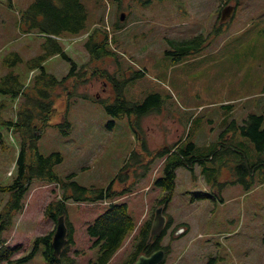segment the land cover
I'll return each instance as SVG.
<instances>
[{"label": "rangeland", "instance_id": "rangeland-1", "mask_svg": "<svg viewBox=\"0 0 264 264\" xmlns=\"http://www.w3.org/2000/svg\"><path fill=\"white\" fill-rule=\"evenodd\" d=\"M33 1L12 0L9 4L0 0V81L12 70L26 82L40 71L36 68L32 74L30 61L43 52L45 37L37 31L25 33L20 27L21 15ZM84 1L91 28L103 22L113 28L124 14V26L114 28L112 33L114 46L124 57V70H144L126 84L125 96L142 102L151 92H159L165 99L162 112L150 114L142 122L149 148L157 152L190 133V139L200 146L196 153L207 156L213 148L228 150L194 167L182 164L177 168L174 196L165 210L173 223L162 241L171 246V253L162 264H208L212 258L217 264H264V182L256 179L247 188L244 181L236 180L232 164L242 160L244 152L255 162L257 150L254 142L240 132H231L226 139L221 135L233 119L243 123L251 113L264 112V0H240L234 16L225 24L219 20V9L237 0H153L147 5L143 4L146 0ZM201 32L210 36V44L178 59L174 52L177 48L170 40L192 38ZM63 39L77 63L88 61L85 35ZM12 51L23 58L14 67L5 62ZM108 62L109 71L118 68L113 59ZM44 65L59 78L70 70V62L60 55L48 58ZM80 90L99 97L114 95L112 84L103 78L93 79ZM56 91L57 106L65 109L66 94H61V88ZM21 100L14 102L10 95L0 93L3 184L14 178L20 136L1 120L15 119ZM66 116L70 126L55 124L63 121L62 113L43 127L37 140L39 150L45 155L63 153V162L55 166L63 177L75 172L74 179L82 185L107 186L137 147L127 117H112L101 103L81 96L74 98ZM110 120L116 122L112 128L108 126ZM154 162L152 171L138 180L134 191L120 197L139 225L147 218L153 220L156 207L161 206L163 191L155 179L163 175V160ZM129 173L131 177L127 183H120L122 187L134 181L131 169ZM60 192L55 183L33 180L24 197V208L7 233L9 243L23 244L14 258L29 255L37 236L55 228L45 210L53 198L61 197ZM9 197V193L0 191V209ZM109 204L106 200L67 201L74 236L70 253L76 264L98 261L99 246L88 228ZM135 233L108 264L127 263L137 242ZM43 251L42 246L19 264H47Z\"/></svg>", "mask_w": 264, "mask_h": 264}, {"label": "trees", "instance_id": "trees-1", "mask_svg": "<svg viewBox=\"0 0 264 264\" xmlns=\"http://www.w3.org/2000/svg\"><path fill=\"white\" fill-rule=\"evenodd\" d=\"M6 1L9 4L12 3V0ZM149 2H153V0H146L144 4ZM239 3L240 0H237L236 4ZM88 18L89 11L84 0H34L21 15V29L25 33L37 31L45 37V41L42 43L43 52L30 61L32 74L36 68L40 69L39 73L34 75L33 80L23 81L20 73L12 70L0 81V93L10 95L14 102L22 98L15 119L10 117L7 120L6 118L1 120L8 125L9 129L19 134L20 150L16 159L15 173L13 171V180L8 184L0 183V191L9 193L10 196L8 202L0 209V264L3 262L7 264L25 262L33 257L42 246L47 264H76V258L70 253V244L73 243L74 236L68 215L66 222L69 226V240L61 256L54 254L52 245L54 229L48 234L37 236L29 255L14 258L19 249L23 248V244L14 246L9 243L7 233L14 227L16 216L22 212L24 197L36 178L55 183L61 189V197L53 198L45 210L46 215L55 223L60 215L65 212L67 214V201L69 200L76 202L110 201L108 209L88 228L90 235L95 238V245H98L100 250L98 261L93 264H108L135 231L137 242L125 264L133 263L141 253L150 254L159 248H165L166 253L169 254L171 246L163 245L162 241L172 226L173 219L169 218L163 235L155 241H149L152 218H147L139 225L131 215L128 203L120 201V197L133 192L138 180L152 171L154 161L162 159L163 175L157 177L155 183L163 191L159 202L165 203L167 207L174 196L177 168L180 165L186 164L189 167H194L199 161L203 162L210 157L215 159L218 154L228 151L227 149L213 148L207 156L204 153H196L200 146L190 139V133L161 147L157 152L151 150L145 138L142 122L146 116L162 112L165 99L159 92H151L142 102L128 99L125 96L126 84L136 76L144 74V70L129 73L122 68L124 57L114 46V34L112 33L114 28L118 29L124 26L121 21L123 19L119 18L117 23L113 24V28L107 27L105 22L91 28ZM83 35H85L84 46L88 52V61L80 65L68 54L63 38ZM170 43L177 48V51L174 52H177L176 57L180 59L204 49L210 44V36L201 32L192 38L170 40ZM56 55H60L70 62V70L62 78L48 71L44 65L48 58ZM22 59L19 52L12 51L6 57L5 62L14 67ZM111 59L118 64V68L113 72L109 71L107 67L108 61ZM95 78L108 80L113 86L114 95L99 97L80 90L82 85L92 82ZM57 88L62 89L61 94H66L65 109L63 106L60 109L57 106V95H59V92L56 91ZM77 96L101 103L105 111L112 117H127L134 131L137 147L107 186L82 185L74 179L75 172L63 177L55 168L57 164L63 162V153L54 151L45 155L39 150L37 140L41 136V130L44 126L52 123L54 116H59L62 113L65 116L63 121L55 122L57 126L71 125L66 116L67 109ZM2 105L0 104V107ZM58 112H60L59 115ZM115 124L114 120H110L108 126L112 128ZM64 132L68 133V130L65 129ZM231 132L235 134L240 132L252 140L257 150L255 162L250 161L244 152L242 160L236 164L232 163L236 180L244 181L247 188H250L256 179L264 182V112L251 113L243 123L233 119L221 135L226 139ZM224 162L226 161L224 160ZM130 169L133 171L135 179L130 181L126 187H122L120 183H127L131 177ZM208 264H217V259H210Z\"/></svg>", "mask_w": 264, "mask_h": 264}, {"label": "water", "instance_id": "water-1", "mask_svg": "<svg viewBox=\"0 0 264 264\" xmlns=\"http://www.w3.org/2000/svg\"><path fill=\"white\" fill-rule=\"evenodd\" d=\"M236 5H227L222 11L221 22L226 21L234 16ZM124 19V14L121 16ZM165 205L156 208L155 216L152 223L151 235L149 241H155L163 234L166 227L167 216L164 213ZM68 242V226L66 223V213H63L57 224V230L53 237V248L56 256H60L63 248ZM166 251L164 248H159L150 254L141 253L137 259L131 264H162L165 259Z\"/></svg>", "mask_w": 264, "mask_h": 264}]
</instances>
